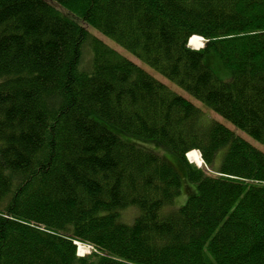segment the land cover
<instances>
[{
	"label": "trees",
	"instance_id": "1",
	"mask_svg": "<svg viewBox=\"0 0 264 264\" xmlns=\"http://www.w3.org/2000/svg\"><path fill=\"white\" fill-rule=\"evenodd\" d=\"M90 28L264 146V0H0V264H264V150Z\"/></svg>",
	"mask_w": 264,
	"mask_h": 264
},
{
	"label": "rangeland",
	"instance_id": "2",
	"mask_svg": "<svg viewBox=\"0 0 264 264\" xmlns=\"http://www.w3.org/2000/svg\"><path fill=\"white\" fill-rule=\"evenodd\" d=\"M60 8L62 11L66 12L67 10ZM91 29V28H90ZM97 36H99L101 39H103L106 43L110 44L111 46H113L115 49H117L119 52H121L123 55H125L126 57H128L129 59H131L132 61H134L135 63H137L138 65H140L141 67H143L144 69H146L147 71H149L151 74H153L155 77H157L159 80L163 81L164 83H167L169 86H171L172 88H174L175 90H177L180 94L184 95L185 97H187L189 100H191L194 104H196L197 106L201 107L202 109H204L210 117L212 118H216L217 120L221 121L222 123H224L225 125H227L229 128H231L232 130L236 131L240 136L244 137L245 139L249 140L251 143H253L254 145L260 147L261 149L264 150V146L262 144H260L258 141H256L255 139H253L251 136H249L248 134H246L244 131L240 130L239 128L235 127L231 122L227 121L226 119H224L221 115H219L218 113L210 110L207 106H205L201 101H199L198 99H196L195 97H193L192 95H190L188 92L184 91L183 89H181L180 87L174 85L171 81H169L167 78H165L163 75H161L159 72H157L155 69H153L152 67H150L148 64L144 63L142 60H140L137 56H135L134 54H132L131 52L127 51L125 48H123L122 46H120L118 43H116L115 41H113L112 39H110L109 37L103 35L102 33H100L99 31L93 30L91 29ZM194 37V36H193ZM192 39V38H191ZM190 39V41H191ZM202 43H204V41H202ZM192 48H202L203 44L199 43V44H195V43H190L189 44ZM91 54L92 51L90 49H88L87 47L84 50V61L85 62H89L91 59ZM226 73L227 71L225 69L220 70L219 75L222 78L226 77ZM147 147L158 151L162 156L167 155L168 158H170L171 156V152H169L166 148L164 147H159L157 146L154 142H151L149 140L146 141ZM173 155V154H172ZM188 158V157H187ZM190 161V160H189ZM202 161V160H201ZM195 165H197L198 167H203L204 165H198L197 163L194 162ZM188 197V193L182 192L180 193L176 198H175V203L174 205H172L170 207V205L166 206V208L170 207L173 209V207H179L181 205H183ZM136 210L135 209H127L124 211L123 213V220H125L126 223H131L134 220L135 217ZM83 244V243H82ZM80 249V246L78 244V251ZM92 248L90 245H84L83 247V252L89 253L91 252ZM80 252V251H79Z\"/></svg>",
	"mask_w": 264,
	"mask_h": 264
},
{
	"label": "bare ground",
	"instance_id": "3",
	"mask_svg": "<svg viewBox=\"0 0 264 264\" xmlns=\"http://www.w3.org/2000/svg\"><path fill=\"white\" fill-rule=\"evenodd\" d=\"M194 41V40H193ZM192 41V42H193ZM193 43H195V44H199V43H201V44H203L202 43V41H200V40H195ZM203 47V46H202ZM195 49H198V48H195ZM193 152V151H192ZM187 157H188V160H190V162L191 163H193L194 164V162L195 163H197L198 165H201L202 164V161H201V158H200V155H198L197 153H191V154H189V155H187Z\"/></svg>",
	"mask_w": 264,
	"mask_h": 264
}]
</instances>
